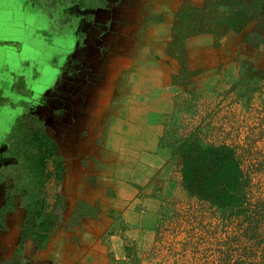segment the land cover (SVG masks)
Here are the masks:
<instances>
[{"label":"rangeland","instance_id":"rangeland-1","mask_svg":"<svg viewBox=\"0 0 264 264\" xmlns=\"http://www.w3.org/2000/svg\"><path fill=\"white\" fill-rule=\"evenodd\" d=\"M154 1L130 0L127 6L145 12L146 22H167L163 51L168 69L167 99L164 108L151 117L159 130L158 147L164 149L167 169L162 171L160 166L151 175L140 177L129 173L125 177L107 176L96 171L98 158L79 144L61 142V177H56L49 162L44 186L50 203L45 212H54L50 234L72 230L83 215H88L102 223L103 229L94 237L99 239L109 264H264V26L258 45L246 40V33L261 23L253 19L239 31L196 34L182 44L169 46L174 14L184 2L196 5L203 0H185L178 8L165 11ZM52 16L56 28L67 26L60 10ZM262 17L264 22V12ZM194 91L198 94L191 97ZM175 112L179 124L193 125L206 117V121L222 126L230 140L243 143L242 166L250 168L251 181L236 210L206 202L198 193L197 198L191 197L180 184L176 165L181 163V156L159 144ZM61 116L57 110L56 114L50 112V122L45 120L52 134L62 132L57 118ZM10 161L4 157L1 164ZM26 189L14 196L23 219L21 197ZM57 193L64 195L59 209L54 208ZM170 198L175 199L174 207L165 217L158 215L162 201ZM88 238L91 240L92 235Z\"/></svg>","mask_w":264,"mask_h":264},{"label":"crops","instance_id":"crops-1","mask_svg":"<svg viewBox=\"0 0 264 264\" xmlns=\"http://www.w3.org/2000/svg\"><path fill=\"white\" fill-rule=\"evenodd\" d=\"M116 1L48 9L39 0H0V92L7 98L0 105V164L5 135L24 112L18 102L26 100L30 112L44 122L51 121L50 112L61 111L57 118L62 132L49 133L59 145L79 144L98 158L96 171L140 177L160 166L167 169L164 149L158 147L159 130L151 119L167 99V22H146L145 12L127 6L130 0ZM184 1L156 0L154 5L165 11ZM59 10L68 21L62 19L67 26L56 28L48 13ZM19 76L31 90L29 96L11 88ZM9 185V178L0 181V204ZM81 218L78 226L50 234L41 246L29 238L20 244L23 211L14 202L0 226V258L15 256L19 248L24 264H109L94 237L103 229L101 221Z\"/></svg>","mask_w":264,"mask_h":264},{"label":"trees","instance_id":"trees-1","mask_svg":"<svg viewBox=\"0 0 264 264\" xmlns=\"http://www.w3.org/2000/svg\"><path fill=\"white\" fill-rule=\"evenodd\" d=\"M39 1L48 9L67 3H77L81 8L104 6L106 3V0ZM263 12L264 0H203L196 5L184 2L174 14L173 36L169 46L182 44L187 37L196 34L218 33L226 29L239 31L253 19H259L261 23H256L246 33V40L258 45L262 42ZM48 16L52 18V13L49 12ZM11 88L25 96L31 94L22 76L12 82ZM197 94L195 91L190 92L191 97ZM6 101L7 98L0 92V105ZM18 104L23 107L24 112L14 118L5 135L7 151L4 155L11 157L13 161L0 165V181L12 179V184L5 189L0 204V226L4 225L7 212L13 209L14 196L20 194L26 186L27 189L21 197L26 218L21 226L20 244L24 238H29L41 246L48 239L54 217L53 210L45 212L50 206L44 187L49 174L48 163H52L59 179L63 170V157L44 120L38 114L30 112L29 102L20 100ZM176 112L172 115L170 124L165 126L159 144L181 156V163L176 165L180 184L190 191L191 197L197 198L198 193L206 202L223 208L231 206L236 210L251 181L250 168L242 166L243 143L230 140L222 131V126L206 121V117L201 116L202 113L199 115L202 119L198 123L182 125L177 121ZM220 134L225 136L218 137ZM62 200L64 195L57 193L55 209ZM174 200H163L158 215L165 217L170 208L174 207ZM35 219L40 220L36 222ZM17 249L18 254L15 256L0 258V264H24L25 258L19 254V248Z\"/></svg>","mask_w":264,"mask_h":264},{"label":"flooded vegetation","instance_id":"flooded-vegetation-1","mask_svg":"<svg viewBox=\"0 0 264 264\" xmlns=\"http://www.w3.org/2000/svg\"><path fill=\"white\" fill-rule=\"evenodd\" d=\"M106 4V3H105ZM46 125V124H45ZM46 128H47V126H46ZM48 130V129H47ZM6 142V141H5ZM58 144V143H57ZM58 147H59V145H58ZM7 151V142H6V149H5V151L3 152V156L4 157H8V156H5L4 155V153ZM58 151H59V149H58ZM60 153V152H59ZM61 154V153H60ZM3 157V158H4ZM8 158H11V157H8ZM12 159V158H11ZM13 161V160H12ZM5 164V163H4ZM0 165H2V164H0ZM6 179H8V178H6ZM5 180V179H4ZM12 184V183H11ZM10 186V185H9ZM8 187V186H7ZM6 187V188H7ZM4 195V194H3ZM22 206V205H21ZM22 208L24 209V207L22 206ZM12 210H14V198H13V209ZM24 211H25V209H24ZM9 212H11V211H9ZM8 213V212H7ZM25 218H26V211H25ZM25 218H24V220H25ZM24 222V221H23ZM23 224V223H22ZM4 226V225H3ZM3 226H1V227H3Z\"/></svg>","mask_w":264,"mask_h":264}]
</instances>
